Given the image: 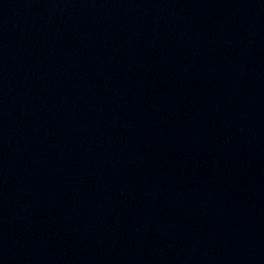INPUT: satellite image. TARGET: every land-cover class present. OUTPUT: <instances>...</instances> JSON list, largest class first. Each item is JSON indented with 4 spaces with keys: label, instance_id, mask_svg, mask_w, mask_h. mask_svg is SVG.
<instances>
[{
    "label": "water",
    "instance_id": "water-1",
    "mask_svg": "<svg viewBox=\"0 0 264 264\" xmlns=\"http://www.w3.org/2000/svg\"><path fill=\"white\" fill-rule=\"evenodd\" d=\"M0 264H264V0H0Z\"/></svg>",
    "mask_w": 264,
    "mask_h": 264
}]
</instances>
